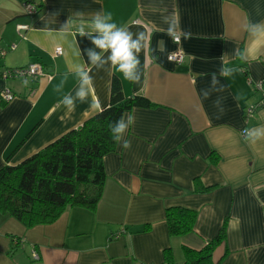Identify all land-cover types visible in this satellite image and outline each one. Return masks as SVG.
Returning <instances> with one entry per match:
<instances>
[{"label":"crops","instance_id":"crops-1","mask_svg":"<svg viewBox=\"0 0 264 264\" xmlns=\"http://www.w3.org/2000/svg\"><path fill=\"white\" fill-rule=\"evenodd\" d=\"M32 3L35 14L22 0H0V72L34 61L45 72L34 79L0 77V91L13 93L9 102L0 101V167L80 126L98 112L94 102L106 107L114 75L125 96L141 95L151 106L122 115L135 116L125 135L131 147L117 144L104 155L103 191L93 211L68 207L53 223L31 228L0 213V264H189L181 246L200 248L222 227L224 241L212 257L217 264H264V138L242 132L264 128V106L247 121L243 111L260 97L253 83L263 80L264 88V35L248 31L250 24L264 26V0ZM97 13L148 37L138 57L139 83L116 68L98 71L87 60L84 50L93 45L79 29L90 31ZM173 13L191 38L181 34L174 43L166 34L163 19ZM175 49L183 53L179 64L167 59ZM76 64L90 71L94 91L69 111L59 102L79 85ZM222 68L233 71L225 76ZM213 74L223 89L205 98ZM170 207L196 211L191 233L169 234L164 211Z\"/></svg>","mask_w":264,"mask_h":264},{"label":"trees","instance_id":"trees-1","mask_svg":"<svg viewBox=\"0 0 264 264\" xmlns=\"http://www.w3.org/2000/svg\"><path fill=\"white\" fill-rule=\"evenodd\" d=\"M118 79L115 75L110 79L109 102L102 114L97 112L17 164H10L9 158L5 160L0 167V213L31 228L53 223L68 207L95 209L105 180L103 157L117 147L111 126L131 109L151 106L141 95L125 96ZM164 212L170 235L184 236L193 231L196 211L170 207ZM224 237L222 227L200 248L182 245L185 261L217 264L213 252ZM165 257L172 261L170 249L165 251Z\"/></svg>","mask_w":264,"mask_h":264},{"label":"clouds","instance_id":"clouds-1","mask_svg":"<svg viewBox=\"0 0 264 264\" xmlns=\"http://www.w3.org/2000/svg\"><path fill=\"white\" fill-rule=\"evenodd\" d=\"M163 22L168 25L166 34L169 35L174 41L181 38H191V32H183L180 29L179 19L176 13L171 16H165ZM69 26L65 24L62 31H68ZM248 31L253 36L264 35V26L249 25ZM79 35L81 37L87 36L93 45V47L85 49L87 60L98 71H108L110 68H116L123 76L133 83L140 82L139 71V54L147 47L148 37L144 32L133 33L132 31L119 27L112 21L111 14L97 13L92 22V28L90 31H85L83 27L79 29ZM161 51L164 49L161 48ZM81 55V51L78 52ZM75 74L79 78V85L75 89L74 94L69 93L64 95L59 102L65 106L69 111L75 109L76 101L84 103L88 97L94 91V78L90 74V71L84 64H76L73 66ZM232 69H221V74L228 76L231 75ZM28 81L25 80L24 84L27 85ZM219 83L216 74L212 75L211 87L203 90V95L208 98L212 91H220L223 86L217 88ZM59 90V89H58ZM216 105L219 106V100ZM93 109H96L100 114L103 113V109L99 103H93L91 105ZM222 110V109H221ZM135 116L128 114L125 119L123 116L114 122L110 131L112 133V139L123 149L128 150L131 147V141L125 138L129 128L134 126ZM244 132L247 138L252 140H258L264 138V128H258L255 130L245 129Z\"/></svg>","mask_w":264,"mask_h":264},{"label":"built area","instance_id":"built-area-1","mask_svg":"<svg viewBox=\"0 0 264 264\" xmlns=\"http://www.w3.org/2000/svg\"><path fill=\"white\" fill-rule=\"evenodd\" d=\"M26 11L29 14H35L38 11V7L35 6L32 2L28 1V2H24ZM26 26L25 25H18V29H24ZM179 40L174 41L172 39V42L177 43ZM14 46H11L10 48H12ZM61 48L60 47H56L55 48V53L56 54H60L61 53ZM182 51L179 49H175L171 52L168 53L167 55V59L169 61H172L176 64H179L183 61V53H181ZM2 54L4 52H1ZM242 71L245 72L246 69L242 68ZM45 72L43 71V67L41 66V64L36 63L34 61V63H30L26 66L23 67H14V68H7L4 69L2 72H0V77L2 78H8V77H14V78H18V79H26V78H36L39 75H43ZM263 80H258L255 81L253 83V88L255 91H259L260 92V97H258L257 101H254L253 103H248L244 106V120L247 121L249 119L250 116H252L255 113V110L263 107L264 106V88H263ZM13 99V93L9 90V89H3L0 91V101L1 102H9L10 100ZM243 135L246 134L244 131ZM31 256L33 257V259H38L39 254L37 253V251L35 249H32L30 252Z\"/></svg>","mask_w":264,"mask_h":264}]
</instances>
